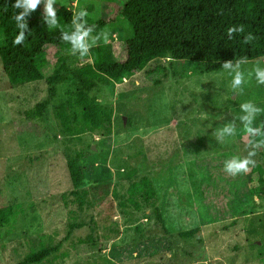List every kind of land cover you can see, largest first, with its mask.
<instances>
[{
	"label": "rangeland",
	"instance_id": "obj_1",
	"mask_svg": "<svg viewBox=\"0 0 264 264\" xmlns=\"http://www.w3.org/2000/svg\"><path fill=\"white\" fill-rule=\"evenodd\" d=\"M127 0H56L55 9H86L93 19L111 20L88 42H108L116 53L129 35L120 10ZM11 0L0 12L3 26L15 22ZM45 14V0L25 17ZM3 37L0 34V43ZM73 50H52L51 68H78L88 62ZM264 58L241 65L246 83L237 93L230 86L232 69L194 74L190 62L171 55L151 61L141 72L121 65L106 74L111 85L99 84L94 96L113 110L110 134L75 135L77 123L60 104L66 85L51 95L47 82L13 87L0 58V207L22 205L13 227L0 228V264H18L34 250L58 247L43 264H264V148L247 173L231 176L225 161L252 150L239 119L240 105L251 101L262 109L264 85L254 68ZM251 74V75H250ZM40 106L42 116H28ZM233 122L234 136L214 134ZM80 159L82 188L93 208L73 202L68 162ZM144 176L156 188V208L140 214L124 206L130 184ZM72 216L83 228L68 237ZM196 230L192 238L181 233ZM88 240V242L84 241Z\"/></svg>",
	"mask_w": 264,
	"mask_h": 264
},
{
	"label": "trees",
	"instance_id": "obj_2",
	"mask_svg": "<svg viewBox=\"0 0 264 264\" xmlns=\"http://www.w3.org/2000/svg\"><path fill=\"white\" fill-rule=\"evenodd\" d=\"M10 1L0 0V12ZM56 14V27L48 26L45 14L26 20L28 30H25V40L20 45L13 44L20 31L16 22L7 26L0 22L3 37L0 58L13 87L45 81L50 86L51 95H56V85H66V100L60 104V115L63 117L66 110L71 111V117L77 123L75 135L94 131L111 133L113 110L100 103L93 93L99 84L111 85L113 82L106 73L121 65L125 64L138 73L151 61L171 55L176 60L190 62L194 74L204 75L224 71L222 64L226 61L235 63L244 58L248 62L264 58V0H127L120 14L128 23L130 32L121 50L116 53L113 44L99 43L90 50V60L78 68L66 63L51 68L53 49L73 50L61 39V31H68L69 35L75 31L71 25L75 12L71 8L61 6L56 9ZM86 20L85 27L92 28L90 35H101L113 23L89 16ZM241 25L244 32L234 33L229 38L228 29ZM248 35L253 38L245 43L244 38ZM28 116L40 118V106ZM261 127H264V120ZM68 168L74 186L71 192L73 202L81 209H92L91 193L82 188L84 168L80 159L69 160ZM123 204L135 214L156 208L158 220L167 231L160 209L156 207V188L150 177L133 181ZM23 212L22 205L0 207V228L13 227ZM76 221L72 216L68 237L85 225ZM195 233L196 230H190L180 235L188 239ZM58 251V247H42L29 253L18 264H43Z\"/></svg>",
	"mask_w": 264,
	"mask_h": 264
},
{
	"label": "clouds",
	"instance_id": "obj_3",
	"mask_svg": "<svg viewBox=\"0 0 264 264\" xmlns=\"http://www.w3.org/2000/svg\"><path fill=\"white\" fill-rule=\"evenodd\" d=\"M42 0H15V3L12 5L16 9H23L17 15L14 16L17 28L20 30L19 35L13 40L14 45H20L25 40V30L27 28V21L25 17L28 16L31 12L35 11L38 5ZM56 3V0H45V16L44 20L47 21L48 26L56 27L58 25V19L56 14V9L53 5ZM89 16V13L86 9H81L73 16L71 21L72 27L75 28V31L71 32L69 35L68 31H61V39L69 43L74 51H79L80 56H86L89 54L90 50L96 46V40H93L92 43L88 42V37L92 28L85 27L87 24L86 17ZM79 21V22H78ZM244 26L239 27L233 26L228 29V36L232 38L234 33H243ZM253 37L248 35L244 38L245 43L249 42ZM108 42V33L105 32L104 43ZM247 63V60L241 58L235 63L226 61L222 64V67L227 69H232L233 71L229 73L231 76L230 86L231 88L240 93L243 91L242 85L246 83L244 72L240 70L241 65ZM255 79L258 84L264 85V68L257 66L254 68ZM251 75V74H250ZM240 109L243 113L247 115H242L239 117L242 125L243 131L246 137H262L264 136V127H254L253 122L256 116L261 113L262 109L255 106L251 101L243 103L240 105ZM236 133V127L233 122H230L222 129L217 130L214 134L217 139H222L224 134L229 136H234ZM246 146L251 147V151L245 157L233 156L232 158L225 161L224 171L231 176H236L237 174L247 173L250 171L251 167L255 166L256 161L253 157L257 154V151L261 148H264V139L259 141L248 140Z\"/></svg>",
	"mask_w": 264,
	"mask_h": 264
}]
</instances>
